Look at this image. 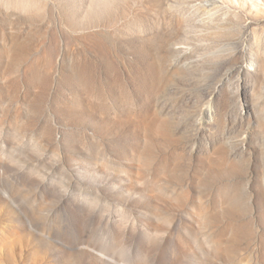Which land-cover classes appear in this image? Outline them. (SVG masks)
Here are the masks:
<instances>
[{
    "label": "rangeland",
    "instance_id": "obj_1",
    "mask_svg": "<svg viewBox=\"0 0 264 264\" xmlns=\"http://www.w3.org/2000/svg\"><path fill=\"white\" fill-rule=\"evenodd\" d=\"M0 264H264V0H0Z\"/></svg>",
    "mask_w": 264,
    "mask_h": 264
},
{
    "label": "bare ground",
    "instance_id": "obj_2",
    "mask_svg": "<svg viewBox=\"0 0 264 264\" xmlns=\"http://www.w3.org/2000/svg\"><path fill=\"white\" fill-rule=\"evenodd\" d=\"M202 14H208V11L205 9Z\"/></svg>",
    "mask_w": 264,
    "mask_h": 264
}]
</instances>
